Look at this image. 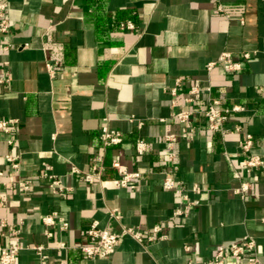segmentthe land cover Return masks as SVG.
Segmentation results:
<instances>
[{
    "label": "crops",
    "instance_id": "1",
    "mask_svg": "<svg viewBox=\"0 0 264 264\" xmlns=\"http://www.w3.org/2000/svg\"><path fill=\"white\" fill-rule=\"evenodd\" d=\"M6 2L0 120L18 124L0 130V219L9 224L0 227V244L19 239L25 246L16 264H208L219 247L247 235L264 264V167L241 165L248 135L250 154L264 158V0ZM222 52L250 58L239 72L221 65L209 71ZM193 86L200 92L191 96ZM212 98L224 110L243 108L229 114L225 134L211 130L201 111ZM178 109L194 113L183 123ZM106 124L122 143L105 145ZM7 155L18 157V168ZM116 161L140 173L128 187L114 184ZM97 162L102 178L90 183L85 175ZM47 174L64 192L51 189ZM166 178L175 180L173 189ZM18 180H30L31 188L20 192ZM244 182L250 188L238 194ZM52 213L58 220L47 226L43 218ZM94 221L121 235L105 258L81 249L92 241L87 228ZM125 227L140 231L143 242ZM228 264L240 263L229 256Z\"/></svg>",
    "mask_w": 264,
    "mask_h": 264
},
{
    "label": "built area",
    "instance_id": "2",
    "mask_svg": "<svg viewBox=\"0 0 264 264\" xmlns=\"http://www.w3.org/2000/svg\"><path fill=\"white\" fill-rule=\"evenodd\" d=\"M7 9L6 0H0V32L7 34L9 32V21L5 16V11ZM221 11H224L222 7L219 8ZM124 26V25H123ZM127 28H134V24L132 22H128L126 24ZM250 58L249 53H244L242 58H236L231 52H222L221 55L214 61L209 62L207 68L209 71L213 70L217 66L221 65L223 70L227 73H234L243 70V61ZM50 69L52 68L49 65ZM6 78H4L0 74V84L4 83ZM211 91V87L207 89ZM200 92L199 86H193L189 90V94L196 95ZM172 94L175 96L177 94V88L172 89ZM193 100L192 98H188V101ZM243 108L241 106H234L230 109H222L220 107V100L217 98H212L209 104L201 109L204 113L209 128L215 132H222L223 134L227 133V129L225 128V123L229 118V114L231 112L240 111ZM194 113L191 109H178L175 111V116L183 123H186L190 120L191 115ZM18 121L16 119H2L0 120V130H4L7 132H11L14 127H16ZM102 139L105 145H116L120 144L123 141L122 134L117 130L111 129L107 124L103 126ZM167 142L170 146L176 141V136L174 134H170L166 137ZM13 142L12 140L10 141ZM242 149L245 154H248L241 161V165L243 167H247L249 169H254L257 167H264V158L256 154H250V151L253 147V136L248 135L242 142ZM146 150V143L140 141L137 146V151L139 154H143ZM7 161L12 165L13 168L19 167L18 157L7 155ZM113 167L118 171L120 177L114 180V184L117 187H128L130 185V181L139 177L140 173L138 172H129L127 167L120 162H114ZM104 167L101 162H97L93 165L92 171L86 173V180L90 183L95 182L97 179L102 178ZM77 171V170H75ZM2 175V172H0ZM50 179V187L54 192H64L65 188L58 178L54 175L47 174ZM17 190L20 192L28 191L31 188L32 182L30 180H18L15 183ZM164 186L168 189H173L175 187V180L173 178H166L164 181ZM250 188V184L247 182L242 183L241 187L236 190L238 194L244 195ZM194 190L196 192H200V188L195 187ZM185 198H188V195H185ZM5 201L0 195V206H3ZM177 215L182 214V210H178L176 212ZM112 216H116L115 212L112 211ZM58 214L52 213L44 216L43 221L47 226L55 225L58 220ZM61 220V218H60ZM9 224L5 219H0V227L6 228ZM68 223H63V228H67ZM162 228L160 226L155 227V231L160 233ZM21 231L19 228L13 229V234L18 237ZM123 233L126 235H131L136 238L138 241L143 242L144 237L140 231H135L133 228L125 227L123 229ZM87 234L91 237L92 241L88 244L82 245L81 249L89 258H105L115 252L117 246L120 244L121 235L113 232L109 229L101 228L98 221L92 222L87 228ZM48 236H52L53 232L48 231ZM165 237V235H162ZM150 240H154V237H150ZM66 243H61V247L65 248ZM257 240L255 237L251 235H247L243 238V240L239 242L233 243L229 249L221 246L217 249L214 257L208 264H228V257L231 256L236 262L240 264H259L260 259L257 254ZM25 246L17 239L16 244L11 246H5L0 244V264H16L19 256V252L24 249ZM38 250L39 254L43 256V246L34 247ZM192 264V263H189Z\"/></svg>",
    "mask_w": 264,
    "mask_h": 264
}]
</instances>
